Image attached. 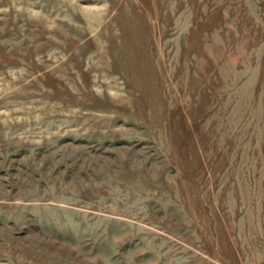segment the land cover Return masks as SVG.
<instances>
[{"label": "rangeland", "instance_id": "obj_1", "mask_svg": "<svg viewBox=\"0 0 264 264\" xmlns=\"http://www.w3.org/2000/svg\"><path fill=\"white\" fill-rule=\"evenodd\" d=\"M0 264H264V0H0Z\"/></svg>", "mask_w": 264, "mask_h": 264}]
</instances>
